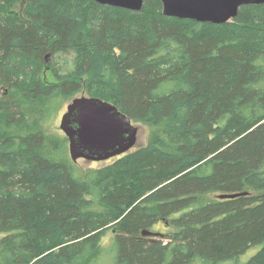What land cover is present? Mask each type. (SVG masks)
Returning a JSON list of instances; mask_svg holds the SVG:
<instances>
[{
	"label": "trees",
	"instance_id": "16d2710c",
	"mask_svg": "<svg viewBox=\"0 0 264 264\" xmlns=\"http://www.w3.org/2000/svg\"><path fill=\"white\" fill-rule=\"evenodd\" d=\"M143 1L0 0V264H104L108 230L114 264H264V3L215 24ZM80 90L146 142L81 169L49 123Z\"/></svg>",
	"mask_w": 264,
	"mask_h": 264
},
{
	"label": "water",
	"instance_id": "95a60500",
	"mask_svg": "<svg viewBox=\"0 0 264 264\" xmlns=\"http://www.w3.org/2000/svg\"><path fill=\"white\" fill-rule=\"evenodd\" d=\"M101 4L141 10L143 0H94ZM162 13L201 22L225 23L234 19L241 5L264 3V0H160ZM60 129L68 140L72 161L79 158L100 161L129 151L136 145L138 126L108 100L81 95L73 98L63 112ZM246 192L222 193L232 198ZM144 236H162L143 229Z\"/></svg>",
	"mask_w": 264,
	"mask_h": 264
},
{
	"label": "rangeland",
	"instance_id": "374dc122",
	"mask_svg": "<svg viewBox=\"0 0 264 264\" xmlns=\"http://www.w3.org/2000/svg\"><path fill=\"white\" fill-rule=\"evenodd\" d=\"M55 62V67L59 68V71L63 70V69H69L71 68V56L69 55H65V54H58L55 57H50L48 56L47 58V66L45 70H44V78L46 81L48 82H54V77L52 76L51 70H50V66L52 65L51 62ZM81 95H87L83 90H80L72 95H70L67 98H63L61 104L59 105L58 109L54 112V114L51 116V120H50V128L52 130H58L60 131L62 134H64L62 132V130L59 127L60 124V119L61 116L63 114V112L66 110V105L75 97H79ZM134 124H136L138 126V132H137V142L136 145L133 147L135 148L136 146L139 145H143L147 138H148V134H149V126L147 124H142L140 122H133ZM17 128V127H16ZM15 131L17 133H25L27 132L25 127H20L18 129H15ZM113 157L108 158L106 160H100V161H94V160H88V159H83V158H79L76 161V164L81 168V169H87L88 167L91 166H99L104 164L106 161L111 160ZM153 232H160L162 234V232H164V229L159 225V227H154L152 229ZM163 235V234H162ZM1 236V234H0ZM112 236L113 233L111 232V230H108L105 235L103 236L102 240H101V246H102V253H104L103 255H106L104 257V264H114V254H115V250L114 247L112 245ZM150 239L156 241L158 239H162L161 236H148ZM106 253V254H105Z\"/></svg>",
	"mask_w": 264,
	"mask_h": 264
}]
</instances>
